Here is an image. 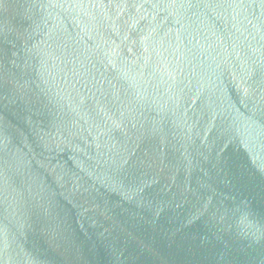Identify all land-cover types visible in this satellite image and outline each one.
I'll return each instance as SVG.
<instances>
[{
  "label": "water",
  "instance_id": "obj_1",
  "mask_svg": "<svg viewBox=\"0 0 264 264\" xmlns=\"http://www.w3.org/2000/svg\"><path fill=\"white\" fill-rule=\"evenodd\" d=\"M0 264H264V0H0Z\"/></svg>",
  "mask_w": 264,
  "mask_h": 264
}]
</instances>
